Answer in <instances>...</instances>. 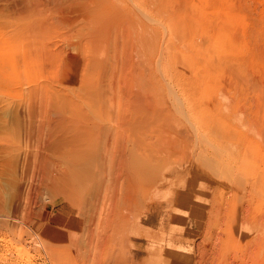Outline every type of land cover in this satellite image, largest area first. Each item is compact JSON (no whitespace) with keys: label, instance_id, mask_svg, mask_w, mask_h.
<instances>
[{"label":"rangeland","instance_id":"374dc122","mask_svg":"<svg viewBox=\"0 0 264 264\" xmlns=\"http://www.w3.org/2000/svg\"><path fill=\"white\" fill-rule=\"evenodd\" d=\"M18 1L0 0V264H264V0ZM79 134L86 192L53 198L43 172Z\"/></svg>","mask_w":264,"mask_h":264},{"label":"bare ground","instance_id":"6f19581e","mask_svg":"<svg viewBox=\"0 0 264 264\" xmlns=\"http://www.w3.org/2000/svg\"><path fill=\"white\" fill-rule=\"evenodd\" d=\"M24 0H20V1H18V3L19 2H21V4L22 3H24L23 2ZM52 1H55V0H52ZM60 1V0H59ZM65 3H67V1L68 0H63ZM62 1V2H63ZM72 1V0H71ZM41 2V1H40ZM74 2V1H73ZM33 3H38V0H32V2H31V5H33ZM55 3H56V1H55ZM64 3V4H65ZM26 4V3H25ZM30 4V3H29ZM29 4L28 5H26L27 7L29 6ZM39 4V3H38ZM85 5H87V4H89V3H84ZM82 5V4H81ZM17 6V5H16ZM24 7V6H23ZM74 7V6H73ZM84 7H86V6H84ZM68 8V7H67ZM82 8V7H81ZM26 9V8H25ZM28 9V8H27ZM80 16V15H79ZM79 18V17H78ZM69 20H72L71 18H69ZM96 20H98V19H96ZM95 22V21H94ZM85 23V22H84ZM83 23V24H84ZM87 27V26H86ZM83 28V27H82ZM57 50H58V48H57ZM61 50V49H60ZM59 51V50H58ZM57 51V52H58ZM56 53V52H55ZM59 54H60V52H59ZM93 64H94V62H93ZM86 65V64H85ZM92 66V65H91ZM103 66V65H102ZM85 68V67H84ZM99 84V83H98ZM96 97V96H95ZM136 100H137V98H136ZM143 100V99H142ZM138 101V100H137ZM136 101V102H137ZM144 101V100H143ZM141 102V101H140ZM140 102L138 103L139 105H140ZM133 103H135V102H133ZM134 105V104H133ZM138 105V106H139ZM27 106V105H26ZM136 106V105H135ZM29 107V106H28ZM28 107H27V112L28 113H33V115H34V113H35V109L34 108H32L33 106H31V108L30 109H28ZM144 107V106H143ZM53 108H55L56 109V107H53ZM145 108V107H144ZM25 109H26V107H25ZM41 109V108H40ZM39 109V110H40ZM44 109V108H43ZM55 109H53V111L55 110ZM46 110V109H45ZM50 110V109H49ZM144 110V109H143ZM135 112H137V111H135ZM38 113V112H37ZM53 114L55 115H49V117H47L48 119H51V120H54V121H56L59 117H57L56 116V113L55 112H53ZM134 114V113H133ZM98 115V114H97ZM47 116V115H46ZM88 116V115H87ZM88 117H90V116H88ZM87 117V118H88ZM132 117H133V115H132ZM85 118H86V116H85ZM138 118V117H137ZM136 120V119H135ZM134 120V121H135ZM133 121V120H132ZM136 122H137V120H136ZM98 123V122H97ZM134 126V125H133ZM99 127H97L96 125H87V124H83V126L81 125V129L82 130H90V131H92L93 129H96V131H97V129H98ZM136 128V127H135ZM94 132V131H93ZM107 132V131H106ZM80 136H78V135H76V136H72V137H69L68 139H65V140H63V142H67L68 144H69V142H70V146L72 145V142H73V144L75 145V143H74V141L76 142V145H78L77 147H76V149H77V151H79L80 153L81 152H84V153H86L87 152V150L86 149H88V143L86 144V143H84L85 141H86V137H85V135L84 134H79ZM81 135L82 136H84L83 138L81 137ZM106 136V135H105ZM74 137H76V138H74ZM81 139V140H83L82 142H81V140L79 139V138ZM99 137V136H98ZM107 137V136H106ZM105 137V138H106ZM80 140H78V139ZM88 138V137H87ZM103 138V139H102ZM101 139L102 140H105V138H104V136L102 137ZM73 139H77V140H73ZM85 140V141H84ZM108 140H109V138H108ZM107 140V141H108ZM106 141V140H105ZM104 141V142H105ZM62 142V141H61ZM81 142V143H80ZM90 143V142H89ZM106 143V142H105ZM110 143L111 142H109L108 141V143L106 144L107 145V147L109 146L110 147ZM87 145V146H86ZM105 145V144H104ZM105 148H107L106 146H104ZM72 149H74L73 147H72ZM83 150V151H82ZM69 151H70V149H69ZM76 150L75 151H73V155H76V157L74 158V156L73 155H70V157H69V155H68V158H63L64 160V162L66 163H62V165H64V166H62L61 165V167H59V168H48V169H45L44 170V172H43V177H45V180L47 181V184L48 185H46V187H47V189H48V192L50 193V194H52V195H50L51 197H56L57 196V192L58 191H60V193H62L64 190L65 191H68V190H72V189H76L77 188V190L78 191H84L85 190V188H84V183H86V180L90 177V165H91V161H93V159H91L90 157H88L87 155H88V152H87V155L86 156H83L84 155V153H81V155L80 156H77L78 155V153H74V152H77ZM86 151V152H85ZM106 151V150H105ZM108 153H109V151H108ZM123 153V152H122ZM121 153V154H122ZM70 154V153H69ZM83 154V155H82ZM63 155V154H62ZM127 155V154H126ZM78 157V159L77 160H75L76 158ZM126 156H124V155H120L119 156V158L120 159H124ZM73 158H74V160H73ZM117 159V158H116ZM115 161V160H114ZM127 161V160H126ZM122 162V161H121ZM133 171H136V170H134L133 169ZM67 178V179H66ZM68 178H73V179H75V180H77V183H72L71 184V182H68L67 183V180H68ZM69 179V180H70ZM80 183V185H78ZM128 183H130L131 184V187H129V188H127V191H128V193L129 192H131V189H133V187H132V184H134V183H132L131 181L130 182H128ZM129 185V184H128ZM61 188V189H60ZM62 188H63V191H62ZM76 192V191H75ZM85 192H86V190H85ZM84 192V193H85ZM66 194H70V191H68V192H65ZM98 193V192H97ZM96 195V194H95ZM125 195H126V193H125ZM98 196V195H97ZM127 196V195H126ZM87 197V196H86ZM96 197V196H95ZM94 197V198H95ZM100 197V196H99ZM103 197V196H102ZM102 197H100V198H102ZM123 197V196H122ZM114 199V198H113ZM101 201V200H100ZM99 201V202H100ZM121 201V200H120ZM97 202V201H96ZM92 204V203H91ZM100 203H98V205H99ZM112 204V203H111ZM69 205V204H68ZM88 205H89V203H88ZM95 205V204H94ZM92 208H95V207H92ZM86 210V209H85ZM113 210V209H112ZM95 212V211H94ZM93 212V213H94ZM87 213V212H86ZM88 219V218H87ZM91 219H92V217H91ZM84 221V220H83ZM90 221V220H89ZM46 234V233H45ZM50 234V233H49ZM48 234V235H49ZM52 234V233H51ZM49 239V238H48ZM53 239V238H52ZM54 240V239H53ZM56 240V239H55ZM71 249V248H70Z\"/></svg>","mask_w":264,"mask_h":264}]
</instances>
